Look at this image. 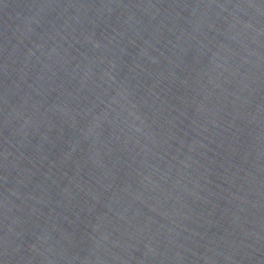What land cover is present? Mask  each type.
<instances>
[{"label": "water", "instance_id": "water-1", "mask_svg": "<svg viewBox=\"0 0 264 264\" xmlns=\"http://www.w3.org/2000/svg\"><path fill=\"white\" fill-rule=\"evenodd\" d=\"M0 264H264V0H0Z\"/></svg>", "mask_w": 264, "mask_h": 264}]
</instances>
